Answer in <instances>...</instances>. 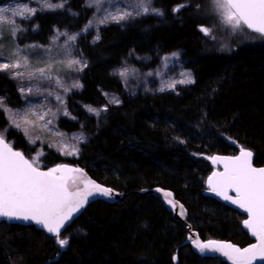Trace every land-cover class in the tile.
Wrapping results in <instances>:
<instances>
[{
	"label": "trees",
	"instance_id": "16d2710c",
	"mask_svg": "<svg viewBox=\"0 0 264 264\" xmlns=\"http://www.w3.org/2000/svg\"><path fill=\"white\" fill-rule=\"evenodd\" d=\"M53 1L64 5L18 20L14 41L44 45L54 30L77 33L74 50L84 66L77 74L79 87L64 100L70 118H59L57 128L80 132L85 140L75 157L46 145L36 156L1 110L0 134L40 169L77 167L125 196L114 203L91 201L60 234L68 239L64 248L32 226L1 222L0 264H226L193 253L186 225L174 221L156 197L139 192L155 187L172 192L202 241L252 243L241 228L243 217L203 191L214 155L244 148L253 153L254 166L264 165V40L234 48L233 39L217 38L206 15L211 0H151L159 15L143 14L96 32L85 31L93 13L86 0ZM173 52L192 75L191 83L175 91L129 95L113 73L123 63L154 70ZM106 94L119 102L109 105ZM0 98L8 108L22 104L15 81L1 72ZM86 108L104 111L95 116Z\"/></svg>",
	"mask_w": 264,
	"mask_h": 264
},
{
	"label": "snow or ice",
	"instance_id": "6c2138e0",
	"mask_svg": "<svg viewBox=\"0 0 264 264\" xmlns=\"http://www.w3.org/2000/svg\"><path fill=\"white\" fill-rule=\"evenodd\" d=\"M102 4L103 0H99ZM216 12L221 18V23L230 28L234 33L247 29L264 37V0H212ZM43 6L47 8L63 7L61 4H50L43 0ZM185 5H181L184 7ZM180 9H174L179 11ZM13 11L22 14L24 11L34 13L35 9H0V31L4 26L12 23L4 13ZM160 14L158 9L151 8V0H137L136 13L147 14L149 12ZM132 12L125 11L113 15L108 14L114 21L128 18ZM108 17H105L107 19ZM103 22V21H101ZM90 26V25H89ZM206 35L207 28H201ZM75 40V36L69 37ZM173 55H176L175 53ZM72 63H80L72 61ZM19 63L0 64V70L16 69ZM41 77L46 75L44 69L39 70ZM123 75V73H121ZM14 77L23 76V73L15 72ZM32 73H29L31 77ZM187 76L188 74L182 73ZM50 78V77H49ZM180 83H191L190 79H183ZM172 86V85H170ZM73 87H79L78 84ZM23 92L24 90L21 89ZM28 91H31L29 89ZM3 100L0 99V106ZM90 112H99L89 108ZM5 111H10L5 109ZM25 124L32 121L24 120ZM20 127V124H16ZM27 132V129H25ZM253 153L244 148L239 155L232 157H211L212 162L222 163L223 172H213L208 177L209 190L224 200L230 201L243 209L248 218L243 221L244 227L256 238V243L245 248L236 247L230 243L217 241L201 242L198 238L192 243L201 253L205 251L219 252L227 257L231 264H253L257 259L264 260V168H255L252 164ZM79 169L56 167L48 171H40L33 162L25 159L21 152L14 151L10 144L5 142L0 134V217L9 220L34 221L47 233L56 237L57 244L64 248L68 244L67 238H60L61 229L67 221L82 208L89 196L99 194L105 197L112 195V189L104 188L92 181H87L83 191L69 190L68 173L79 172ZM90 185V187H89ZM160 191V189H157ZM229 191L235 196H229ZM167 203L176 207L172 200L171 192H164ZM180 214L184 215L183 205H180Z\"/></svg>",
	"mask_w": 264,
	"mask_h": 264
},
{
	"label": "rangeland",
	"instance_id": "374dc122",
	"mask_svg": "<svg viewBox=\"0 0 264 264\" xmlns=\"http://www.w3.org/2000/svg\"><path fill=\"white\" fill-rule=\"evenodd\" d=\"M48 2L50 4L63 3L64 5V1L48 0ZM136 4L137 0H103L102 4L99 0H86L85 5L90 7L93 13L85 31L96 32L103 25L118 24L143 15L142 12L141 14L136 13ZM210 4L206 15L212 20L217 38L233 39L235 41L234 48L261 45L264 39L258 34L250 33L246 29L234 33L230 28L223 25L212 0ZM2 8L18 11L26 8L39 11L55 10L62 7H44L43 0H9L0 5V9ZM125 11L132 12V15L118 22L108 16L109 13L116 15ZM31 14L30 11H24L22 14H15L13 11L4 13L12 23L5 25L3 30L0 31V64L18 62L20 66L16 69L0 70V72L15 81L17 91L22 98V104L15 109L8 108L3 104L0 106V110L3 111L9 126L20 131L26 141L35 147L36 156H40L42 153L41 145H46L63 157H75L78 145L85 138L80 132L66 133L60 131L57 128V121L61 117L70 118L64 100L69 92L78 88L73 87V85H79L77 74L84 66L83 60L74 50L75 40L69 39L72 36L76 38L77 33L54 30L52 36L44 45H18L14 41V33L18 29V20L27 18ZM105 17L108 18L105 19ZM228 39L226 42L229 41ZM174 53L176 55H173ZM72 61H79L80 63H72ZM40 69L45 70L46 75L44 77L40 76ZM15 72L23 73V76L14 77ZM29 73H32L31 77ZM113 73L123 83L129 95H134L140 91L143 93L175 91L177 86L189 84L180 83L179 81L186 78L192 81L191 73L184 69L179 61V52L165 55L158 67L151 71L143 72L133 65L123 63ZM182 73L188 75H181ZM21 89L24 91L22 92ZM29 89L31 91H28ZM106 100L109 105H115L119 102L118 97L114 94H106ZM5 109L10 111H5ZM88 109L86 108L90 114L95 116L104 111V108H93L99 112L97 114L96 112H90ZM25 119L32 121V124H25ZM16 124H20V127H16ZM25 129H27V132ZM30 161L38 167L34 159Z\"/></svg>",
	"mask_w": 264,
	"mask_h": 264
},
{
	"label": "water",
	"instance_id": "95a60500",
	"mask_svg": "<svg viewBox=\"0 0 264 264\" xmlns=\"http://www.w3.org/2000/svg\"><path fill=\"white\" fill-rule=\"evenodd\" d=\"M247 31H249V30H247ZM249 32L250 33H253L251 31H249ZM253 34H256V33H253ZM5 142L8 143L6 140H5ZM12 149L14 151H17L13 147H12ZM239 153H240V151L237 152V154H235V155H229V156H217V155H214L212 157H232V156L239 155ZM25 159H27V158L25 157ZM211 164H212V166H213L214 169L210 172V174L207 176V178L205 180V189L203 191V195H205V196L213 199L214 201H216L220 205H222V206L230 209L231 211H234V212L238 213L239 215H241L243 217V220L241 222V228H242L243 231H245L250 236V238L252 239V243H250V244H248V245H246L244 247H239V246L235 245L236 247L245 248V247H248L251 244L256 243V238L251 235V233L249 232V230L247 228H245L244 227V224H243V221L248 218L247 213L243 209L239 208L237 205L232 204L230 201L224 200L221 196H218L214 192H211L209 190L208 183H207L208 177L211 176L213 172H223L224 171V167H223V164L222 163H215L214 164L212 162V159H211ZM60 167L69 168V169H79L80 170L79 172H72V173H68L67 174V176H68V185H69V190L70 191H75L77 189L83 191L85 189V185H86V182L87 181H92L93 183L99 184L100 186H102L104 188H108V187H105L102 184H100V183H98V182H96V181L88 178L85 175V173L80 168L73 167V166H67V165H60ZM253 167H255V168H264V165L263 166H254L253 165ZM38 169L40 171H45V172L48 171V170H43V169H40V168H38ZM89 187H90V185H89ZM157 189H160V191H157ZM164 192H170V191L164 190V189H161V188H158V187H155V188H152L151 190L143 189V190H141L139 192V195L149 194V195H152V196L156 197L162 203L163 207L169 213H171L172 219L174 221H178V222H181V223H183V224L186 225V232H187L186 243L189 244V246H190V248H191V250H192L193 253H195L197 256L208 257V258H217V259H220L221 261L225 262L226 264H231V261H229L227 259V257L223 256L219 252L205 251V252L201 253L196 247H194V245L192 243V240L193 239H197V238L201 242H203V243H207L208 241H217V242L230 243V244H232V243L231 242H228V241H224V240H204V241H202L198 237L197 233L196 232H193L191 230V228L187 225V223H186L187 214H186V210L184 209V207H183V209H184V215L182 216L180 214V211H181L180 205H182V204H180L175 199L173 193L171 192L172 193V197L171 198L176 203V207L173 208L172 205H170L169 203H167L166 198L164 196ZM228 195L234 197L235 196V193L232 192V191H229ZM124 196H125L124 194H121V193H119V192H117L115 190H112V195L109 196V197H105V196H102V195H99V194H94L92 196H89L88 199H87V201L85 202L84 206L82 208H80L77 212H75L73 214V216L70 218V220L66 222L65 227L61 229V233L68 226H70V224L83 212V210L86 208V206L91 201L96 200V199H101V200H104V201H106L108 203H114V202H116L118 200H121ZM1 222H5L6 224H11V225L23 226V227L32 226L35 229L41 230L45 234L54 237V235L47 233L46 230H44L41 226L37 225L34 221H23V220H15V219L9 220L7 218L0 217V223ZM253 264H264V260L257 259L256 261L253 262Z\"/></svg>",
	"mask_w": 264,
	"mask_h": 264
}]
</instances>
